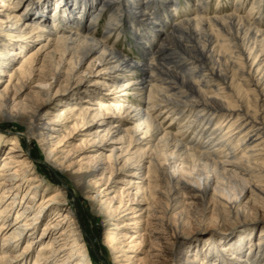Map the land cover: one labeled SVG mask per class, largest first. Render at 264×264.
Returning a JSON list of instances; mask_svg holds the SVG:
<instances>
[{
  "label": "bare ground",
  "instance_id": "6f19581e",
  "mask_svg": "<svg viewBox=\"0 0 264 264\" xmlns=\"http://www.w3.org/2000/svg\"><path fill=\"white\" fill-rule=\"evenodd\" d=\"M211 1L0 0V120L17 128L0 168V264H25L38 244L33 264H93L69 187L45 185L32 154L20 148L22 136L37 139L43 163L100 205L113 264H264V227L243 228L249 224L242 219L249 203L255 214L264 212V0H252L246 16L241 5L250 0H236L227 14L210 12ZM127 31L138 55L111 43ZM90 60L96 64L86 72L102 77L94 89L80 78ZM40 64L47 76H38V91L67 77L82 92L77 104L36 113L19 106L16 96ZM79 136L104 147L91 165L76 161L82 151L68 150ZM7 141L0 137V152ZM123 159L101 188L108 164L115 169ZM209 214L219 218L217 228L232 220L231 229L216 228L222 236L211 237L205 251L185 255V227ZM45 217L40 239L32 238Z\"/></svg>",
  "mask_w": 264,
  "mask_h": 264
},
{
  "label": "rangeland",
  "instance_id": "374dc122",
  "mask_svg": "<svg viewBox=\"0 0 264 264\" xmlns=\"http://www.w3.org/2000/svg\"><path fill=\"white\" fill-rule=\"evenodd\" d=\"M15 1V2H14ZM12 2L16 3V0H12ZM216 3H220L219 5H217ZM236 3V0H212L210 2V4L208 5V10L210 12H213L215 10L219 11V13L221 14H227L232 10V7L235 6L234 4ZM252 3V0L248 1L247 3L245 2L244 4L241 5V13L246 16L250 5ZM20 9L22 10L23 8V4L22 2H19L17 4ZM182 10V9H181ZM183 11L184 8H183ZM22 12V11H21ZM183 12L180 14V16H183ZM109 15H105L102 19H101V23L99 25H97L96 27V37L98 39H102L105 34H106V29L108 27V23H109ZM258 22L262 25V27H264V6L262 8L261 11V16L258 19ZM124 37V38H123ZM111 43L112 44H116V47L120 50H124L129 54H135L138 55L137 49L134 46L135 44L132 41V35L130 31H127L126 36H121L119 39H115L114 35L111 37ZM96 62L94 60H90L87 61L84 66L83 69L80 72V78L84 79L86 81L91 80L90 83H88L89 89H94V83L98 82L99 80L102 79V77L97 76L95 74H89L87 73V69L89 67V65H95ZM41 65L37 66V72H35L36 74L33 75V79L31 81V84L28 85V87L26 89H24L21 93L19 92L18 95L16 96V101L17 103H19V106L21 107H27L30 111L32 112H37V108L40 106H44L43 109H45L46 111H50V112H55L57 110V108H61L64 106L68 105V102L72 101V103L77 104L78 101L76 99H78L80 97V93H77L74 85L71 84V82L68 80L67 77H64L61 82L59 84H56V86L54 85V88L50 91V92H40L38 91V89L36 88V86H38V76H47V72H41ZM68 67H65V70H67ZM121 74V73H119ZM5 80H8V78H5ZM6 85V83L3 85V87ZM88 88V87H85ZM247 89L251 90L250 87H246ZM83 90V89H82ZM81 90V91H82ZM102 90V89H101ZM17 93L16 89H12L10 92V99L14 98ZM250 93V97L251 98H256L257 94H254V92H249ZM79 95V96H78ZM258 97V96H257ZM89 98L84 97V101H87ZM76 100V101H75ZM86 103V102H85ZM67 104V105H66ZM263 104V105H262ZM259 105L264 106V101L261 103H259ZM55 116V114H53L51 117ZM264 117V115H263ZM92 119H89V121ZM16 122H12V121H7V120H0V137L4 136L6 138H8L7 144L5 146V148H3V152H0V168L3 161V158L6 156V153L9 151V149L11 148L12 144H13V140L17 137L16 136V132H17V128H16ZM81 125V123H80ZM90 125H92L90 123ZM97 122L96 124H93L92 129L96 128ZM170 122L166 121L164 123V126H169ZM182 127V125L180 126H174L172 129L174 132H178L179 129ZM78 132V131H77ZM76 132V134L74 136H76L78 133ZM89 140V141H87ZM86 143H85V142ZM84 142V143H83ZM94 142V141H93ZM90 139H88L87 137H82L79 136L76 139H72L70 140V144L68 146V150L71 151L72 154H77L79 155L82 151V155L78 156L76 158V161H81L83 162V164L85 165H91L93 164L94 160L92 161V158L94 159L97 154L101 153L102 149H104V147H100L101 146V142L100 141H96L94 144ZM88 143V144H87ZM94 145V146H92ZM81 146V147H80ZM110 146V145H108ZM127 145H125V149ZM20 148L27 154L30 155L32 154V163L34 164V170L37 172V174L39 176H41L40 178L44 180L45 185L50 188V189H65L67 187H69V206L76 212V214L78 215L79 219H80V225H81V232L83 235V238L85 239V244L87 246V249L89 250V256L92 260L93 264H113V258L111 256V253L109 251V249L106 247L105 243V239L108 233V229L110 228V226L108 225V221L106 219V217L104 215H101L98 210H99V204H97V206L92 205V203L88 200L89 196H92L91 194H84L82 192H79L77 190H75V187L70 184V182L65 179L63 176H59L57 173H55L51 168H49L48 166H46L43 163L44 160V151L40 148V146L38 145V140L36 139L34 141L33 144H30L27 140L26 137H20ZM84 150V152H83ZM99 151V152H96ZM79 153V154H78ZM107 154V156H110L111 152L109 150V152H105ZM76 155V156H77ZM84 155V156H83ZM83 156V157H82ZM92 156V157H91ZM85 157V158H84ZM91 157V158H90ZM84 160V161H82ZM92 161V162H91ZM126 162V159L123 161H120V165L118 167H116L115 169L112 168L111 163L108 164L107 166V171H106V178L105 181H102V187H105V183H106V179L111 176V174L116 173L118 168H121L124 163ZM117 175V174H116ZM104 176V173H100L98 176H96L95 178H89L85 184H92L94 183V181L97 180H101ZM114 177V176H113ZM27 188H24V190L21 192V196H20V201L22 200V198L25 196ZM45 190H41L40 194H39V199H42V195L43 192ZM55 193V192H54ZM53 193V194H54ZM212 194L210 195L211 199ZM248 200V199H247ZM246 200V201H247ZM244 202L243 204H246L247 202ZM9 203V202H8ZM72 204V205H71ZM251 204V208L247 211L243 213V217L242 219H245V222H248V226L246 225L243 228H248L251 226H256V227H264V212H262L261 214L257 215L255 214L256 212L253 211V207L255 205ZM214 207L211 206V209H213ZM201 209V208H200ZM19 211H13L12 212V217L11 219H15L17 212ZM105 213V211H103ZM214 214H209L207 215L205 220H198L196 222V220H190V225L185 227V235L187 238V245L186 250H185V255L187 253H189L188 251H191V253H196L199 250L201 251H205L209 246V242H210V238L213 236L216 237H220L222 236L218 231L216 233H213L214 230L217 228L216 226V222L219 220H216L217 218L213 217ZM56 218L61 221L63 219L62 217L56 216ZM215 219V220H213ZM244 222V223H245ZM48 223V218L45 217V219L43 220L41 226L39 227V229L37 230L36 234L32 237V238H38L40 239V236L43 232L44 227L47 225ZM227 223V222H226ZM232 220H229L227 223V226H221L218 227L217 230L221 229L223 230V232H221L222 234L225 233L224 230L228 229L231 226ZM229 225V226H228ZM234 228V226L232 227ZM239 228V227H238ZM231 228H229L228 230H230ZM233 231V230H232ZM229 231H227L228 233ZM256 234L253 235V241L258 245L261 239V234L262 231L258 230L255 232ZM3 237L2 236L0 238V249L3 246ZM28 239V238H27ZM31 239V238H29ZM26 241L25 240L23 242V244H21V246L19 247V251L22 252L24 250V248L26 247ZM222 245V244H221ZM42 244H38L35 247V250L33 251L32 255L30 257L27 258L26 263L25 264H33L34 263V258H36L37 256V252L40 250ZM223 247H226V245H222ZM188 255V254H187ZM231 257V256H230ZM19 264V263H17Z\"/></svg>",
  "mask_w": 264,
  "mask_h": 264
}]
</instances>
